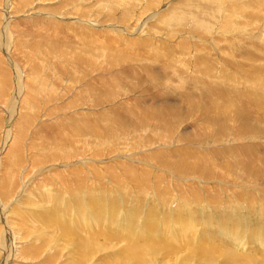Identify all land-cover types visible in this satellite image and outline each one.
Returning <instances> with one entry per match:
<instances>
[{"label":"bare ground","instance_id":"6f19581e","mask_svg":"<svg viewBox=\"0 0 264 264\" xmlns=\"http://www.w3.org/2000/svg\"><path fill=\"white\" fill-rule=\"evenodd\" d=\"M155 1L159 4L162 0H149L148 3L146 1L147 4L143 1L144 4L138 8L137 5L130 7L126 5L123 12L120 10L122 13L118 16L122 26H112V31L120 36L123 35L124 39V36H127L128 41L134 43L139 40L141 47L145 50L147 48L155 50L153 55L159 59L152 67L148 64L144 65V63L141 65L139 64L141 62L138 63V61L126 60L125 57L114 52L108 53V56L104 58L100 54H95L97 44L95 45V41L89 35L90 32L84 31L86 30L84 23H97L98 19L94 18L96 20L88 22L90 20L88 18L94 16L91 13L99 14L102 9L101 5H99L100 10L97 9L99 8L98 1L90 4L91 0H0V9H2L0 10V264H264V227L260 225L263 221L255 222L254 226L252 224L249 231L240 229L233 231L237 227L238 220L248 219L247 216L241 215L238 209L232 213V215L235 213L239 215L238 218L236 217L237 219H234L230 213L233 209L225 205L226 202L231 203L235 199L237 203L240 200L247 202V206L250 203L251 207L257 203L264 204V167H262L264 166V121L262 120L264 114L258 115L257 118L260 120L256 118L254 122L248 118L251 108H254L252 111L260 113L264 107L262 104L256 103H254L256 104L254 107L250 99L253 94L251 96L249 94L252 91L255 93V90L248 92L247 95L245 92V95L242 93L240 96L241 94H239L238 98L233 99L223 90H217L219 87L216 89L217 91L214 87L215 92L211 90V93L212 91L214 93L210 94L219 98V106L215 105L210 97L207 99L204 96L205 100L198 98L201 100L198 101L191 98L193 93L191 96L186 95L187 92L195 89L189 88L192 83L187 85L189 91H187L188 88L187 92L183 91L186 93L183 99L176 98L180 94L175 97L176 99L174 97L170 98L171 100L166 99L171 95L164 98L165 92L169 89L163 92L164 95L159 94V91L156 90L159 86L156 89L153 88L158 91L157 97L147 99V96L144 95L145 98L142 99L136 94L137 97L136 95L134 97L140 100L137 99L136 102L130 101L128 95L126 97L129 102H124L125 100L121 99L124 93L122 92L121 97L117 94L119 93L117 88L131 79L143 81L157 77L162 79L166 76L169 77L170 64L167 66L165 64L170 60L172 64V60H175L174 55H179L176 56V63L186 61L185 63L195 70L207 74L210 62L216 63L218 66L227 63V59L224 58L225 53H222L225 48H229L225 47L226 43L231 45V50L234 48V52H229V59H238L240 65H247L250 72L258 74L259 70L257 72L251 67L253 62L257 63L258 58H255L253 52L258 49H255L254 46L247 47L246 40H243L246 43L243 42L242 45L245 43L244 46L247 48L243 47L245 48L244 53L240 54L239 52L241 46L237 38L241 34L245 37L246 32L236 36L235 31L231 28V33L225 36L223 32L226 28L213 30L212 27H208L206 16H208L209 4L216 5L218 1H223L228 10L232 11V15L235 17L239 15L243 20H248V17H251L256 22V27L264 17V0H253L249 4L238 0H177L176 4H174L176 1L172 4L169 15L168 12L165 13L168 16L164 17L163 11L159 14L160 17H164L161 23L158 20L155 22L156 26L160 23L157 26L160 29L150 32L151 28H156V26L148 25L149 22H153L157 16L156 13H159L164 7L161 4V7L157 6ZM126 2L125 4L129 5L130 2ZM131 2H135V0H131ZM197 2L198 4H196ZM256 3H262L258 10L255 9ZM196 5L198 6L196 7ZM201 7L204 9L198 10L196 12L198 16H196L192 10ZM246 9L248 13L245 14ZM109 10L110 6L106 14H109ZM187 10L191 15L185 19V15L189 12ZM217 10L215 9V12ZM219 11L222 12L220 9ZM44 15L46 17H43ZM201 15L205 17L202 22ZM223 15L225 13L222 12V15H219L220 18ZM225 17L231 18L230 15ZM17 18L18 20H15ZM108 18L114 17L111 18L110 13ZM191 19L193 20L189 22ZM106 20H103V23ZM189 23L192 26H190V30L195 32L193 34L187 30ZM260 26H263L260 33L264 35V23ZM167 27H171L170 30ZM200 29L201 33H198ZM106 30L110 32L111 29ZM99 32L102 30L100 29L98 34ZM251 34L252 30L249 35ZM210 35H213L212 38ZM158 36L165 39L159 43L157 40L154 41L156 44L154 47L153 40L151 41L149 37L159 39ZM139 37L140 39H138ZM9 38H11V42H9ZM241 39H244L242 35ZM252 40L253 36H251V40H248V43H252ZM235 41H237L236 45H233L232 43ZM134 46L133 48H137V45ZM35 47L42 50L33 52ZM129 48L124 49L128 50ZM142 48L139 50L142 51ZM221 48L222 50H220ZM260 52L258 50L259 54ZM180 56L182 58H179ZM223 58L226 61H223ZM261 62L264 61L261 60ZM260 69L262 70V68ZM189 75L193 79L190 73ZM168 77L164 79H168ZM172 77L175 80L176 76ZM172 77L170 75L169 79ZM177 79L181 80V76ZM197 79L195 78V81ZM45 80H50L48 88L43 87ZM180 80L175 81V84ZM191 81L194 82V79ZM197 81H201L200 78ZM167 83L169 82L167 81ZM172 83L174 82L170 84ZM208 83L206 84L208 85ZM200 84L202 86V83ZM81 85L82 87H80ZM204 87L206 86L204 85ZM198 89L200 90V88ZM198 89L195 90L198 91ZM160 90L162 91V89ZM204 90L206 89L204 88ZM256 93L258 96V92ZM201 96L203 97V95ZM262 96L259 95L261 99ZM65 98H69L71 101L62 107L60 103L65 101ZM89 99H92V103L97 106L103 102L114 104L121 100L110 110L107 109L112 114L109 121L115 122L116 126L126 127L125 129L132 132L133 135L110 137L112 125H110L111 127L106 124L101 126V123H105L104 119L107 118L105 113L107 112L98 113L96 107L88 105L97 113L92 111L91 115L87 114L91 109L84 103L87 101L89 103ZM237 100L238 103H235ZM65 102L67 103V101ZM146 102L148 103L145 104ZM178 102H182L186 109L181 110ZM182 103L180 104L182 105ZM76 104L79 105V108L68 110ZM245 105H248L246 113ZM64 108L69 111V115L68 113L61 115L60 112ZM198 109L200 111H196ZM235 111V116L231 118ZM85 112L87 113L85 114ZM198 112H201V116L197 114ZM57 113H60L62 118L58 115L60 119H54L55 121L51 123L45 122L50 118L49 115L54 118L52 114ZM63 118L68 120V126H64L66 121ZM257 123L258 127L255 126ZM46 127L53 135L55 133L56 137L49 138ZM229 130H232V133H229ZM39 136H44V148L36 152L33 145ZM89 141L95 145H104V148L93 149ZM197 141L200 142L195 147H202V149L206 146L208 148L215 147L209 151L208 158L194 159L193 156L197 152L193 153L194 150L183 146L174 151L168 150L170 145L192 144ZM235 142L236 145H234ZM223 144L229 145V147L218 146ZM65 146L71 148V151H66L69 149H66ZM186 151L190 152L186 153ZM90 161L91 164L88 167L90 169H86L84 164H88ZM102 163L103 165L100 167L101 165L98 164ZM117 166L121 167L125 171V175H128L130 181L135 184L136 193L140 194L139 202L142 203L144 196L150 193L154 194L151 197L155 199L157 205L154 201V205L148 204L150 207L142 210L143 206L137 202L138 196L136 195V198L130 196L131 201L128 198L125 201L122 196L129 195V187L127 195L122 192L126 188L122 187V190L118 192L119 196H117L115 191L113 192L112 186H104L101 183L99 189L96 186L93 189L86 185L89 174L100 179L99 173L103 168L116 185L123 186L127 182L124 183L125 181L117 171ZM218 167L226 170L227 181H222L221 176H219L220 179L216 178V168ZM83 168L85 170H82ZM151 176H153L152 181L150 180ZM167 178L174 180L175 184L181 187L175 188L176 196L171 203L166 199L161 200L155 193H152L153 191L151 192L152 189H155L156 192L159 188L167 193L168 187L165 186ZM89 181L87 183L92 182ZM187 181L195 183L198 189L194 190L195 187L193 189ZM132 186L130 187L131 191H133ZM232 190L234 191L232 192ZM164 192L159 195L163 194L164 196ZM229 192L232 195L234 193L237 195L231 196ZM188 197L189 200H187ZM198 200L200 201L198 202ZM145 201V205L150 203L147 197ZM192 204L195 206L191 207ZM121 206L123 213L120 211ZM157 206L165 214L166 210H170V206L175 209L179 208H177L178 213L173 211V215L171 213L168 215L171 219H182L180 221L185 224L179 228L176 226V232L174 226L171 237L167 236L168 234L165 237L163 234L161 228L164 223L162 221V225L159 220L163 219L164 215L163 212H158ZM262 206L264 207V205ZM235 207H238V204ZM252 208L254 209V207ZM259 208L261 209V207ZM220 210L224 212V215L222 214L224 217H221ZM71 211H76L72 217ZM256 212L257 218L254 216L256 220L261 219L259 210ZM159 214L162 215L158 219ZM211 214H218V216L213 217L214 215ZM117 215H120V221L115 218ZM93 217H96L97 223L102 221V227L99 230L96 229L97 223H93ZM37 225L42 227L44 232H39ZM195 226L199 230L197 239L194 238L196 235ZM244 227L242 225L240 228ZM48 228L54 230V234H58V238L64 242L60 247L67 245H65L66 252L63 253V258L59 253L65 248L59 249L56 244L58 242L55 241L56 243L52 247L47 246V243L52 242H46L49 238H47L48 234L45 230ZM213 228L220 229L219 239L217 236L214 237V233L213 236L208 235V232L204 233L207 230L212 232ZM242 231L244 232L242 233ZM107 239H118L122 243L120 246L115 241L119 246L117 249H115L116 246L115 250L113 249L110 261L101 260L100 256H97L98 251L102 253V245H105L103 243L105 240L108 241ZM60 244L58 243V245ZM176 244L177 246L179 244L177 249L175 248ZM181 251L183 252L179 254ZM176 252L177 255L174 256V259L164 261L168 255H175ZM161 253L165 254L162 261L157 258V255Z\"/></svg>","mask_w":264,"mask_h":264},{"label":"rangeland","instance_id":"374dc122","mask_svg":"<svg viewBox=\"0 0 264 264\" xmlns=\"http://www.w3.org/2000/svg\"><path fill=\"white\" fill-rule=\"evenodd\" d=\"M92 1V3H90V4H94L96 1H98L99 2V4H98V6L99 5H101V7H102V9L100 10V6H99V8H97V9H99L100 11H99V14L98 13H91L92 15H94L93 17L92 16H90L88 19H90L88 22H91V20H96V19H98L96 22L98 23H93V24H89V23H84L85 25H84V28H85V26H86V30H84V31H86L87 33H89V35L93 38V40L95 41V45L97 44V47H96V49H95V54H100L101 56H103V58L104 57H106V56H108V53L109 54H111L112 52H114V53H117V54H120V55H122L123 57H125V59L126 60H131V61H138V63L139 62H141V63H139V64H141V65H143V63H144V65H146V64H148V65H150V66H152V67H154L155 65L154 64H156V61L159 59V58H156V56L155 55H153L154 53H155V50L154 49H150V50H152V52H150V50H149V48H147L146 50H145V48H142L141 47V44H140V41L139 40H137V42H131V41H128L129 39L127 38V36H124L125 37V39L127 38V41H125V39L122 37L123 35H119V34H117L116 32H114V31H112L113 29V27L112 26H114V25H118V26H122V22L121 21H119V19H118V16L123 12V10H124V7L126 8V5H127V7L129 6H136L137 8L140 6L141 7V5L142 4H147L148 3V1L149 0H146L147 1V3H146V1L145 0H141V2H138V0H135V2H131V0H91ZM123 1H127L126 3H129V5L128 4H125V2H123ZM129 1V2H128ZM133 1V0H132ZM143 1H144V3H143ZM169 1V2H168ZM174 1H176L175 3H174ZM178 1H180V0H178ZM239 2H247L246 4H249L250 3V1H253V0H238ZM156 2V1H155ZM172 2V3H171ZM124 3V4H123ZM134 3V5H132ZM157 3V2H156ZM176 4L177 3V0H162V1H160V3L158 4L157 3V6L159 5L160 6V4L162 5V6H164L161 10H160V12L158 13L157 11V16H156V18H154L153 20V22H149V24L148 25H151L152 26V24H153V26H156V24H155V22L158 20V22H160L161 23V21H162V19H164V17L167 15V14H165V13H167L168 12V15H169V11H170V9H171V7H172V4ZM196 4H198V2L196 3ZM224 4H226V3H224L223 1L222 2H220V1H218V3L216 4V5H213V4H209V9H208V16H206V21H207V25H209L208 27H212L213 28V30L215 29V28H219V29H225V31L223 32V33H225L224 35L226 36V35H228V33H231V30L233 29V31H235V35L236 36H239L241 33H243V32H246L244 35H245V37L243 36V34H241L242 35V37L244 38V39H241V35H240V37H238L239 39H241V40H239L238 38H237V41H238V43H239V45L241 46V49H240V54L241 53H244L245 52V48H247V47H249V46H254L255 47V49L257 48L259 51H261L262 52V54H264V35H263V33H260V30L261 29H263L260 25L261 24H263L264 23V17H263V20L262 21H260L259 22V25L258 26H256L255 27V25H256V22L254 21V20H252L253 18H251V17H248V20L247 19H245V20H243V19H241L240 18V16L239 15H237L238 17H235L234 15H232V11L230 12L229 10H228V8L226 7L227 5H224ZM261 4L262 3H256L255 5H256V7H255V9H257L258 10V8L261 6ZM110 6V12H109V14H106V11H107V9H108V7ZM145 6V5H144ZM198 5H196V7H197ZM118 7V8H117ZM122 7V8H121ZM161 7V6H160ZM195 7V8H196ZM223 7H225V8H223ZM204 9V7H201V8H199V9H194V10H196V11H194V10H192L193 11V13H196L198 10H201V9ZM96 9V10H97ZM215 9H218L216 12H215ZM219 9L223 12V13H225V15H223V17H221L220 18V16L219 15H222V12H220L219 11ZM0 10H2V9H0ZM122 12H121V11ZM163 11V14L162 15H164V17L162 18V17H160L159 16V14L161 13ZM187 11H189V10H187ZM250 11V10H249ZM207 12V11H206ZM110 13H111V18L112 17H114V18H112V19H110V18H108V15H110ZM114 13V14H113ZM190 13V11L188 12V14H186L185 15V19H188L187 18V16L188 15H191V14H189ZM199 13H201V12H199ZM236 13V12H235ZM246 13H248V11H247V9L245 10V14ZM98 14V15H97ZM116 17H115V16ZM161 15V16H162ZM167 15V16H168ZM226 15H230V17L231 18H227V17H225ZM96 16V17H95ZM196 16H198L197 15V13H196ZM43 17H46L45 15L43 16ZM42 17V18H43ZM98 17V18H97ZM102 17V18H101ZM105 17V18H104ZM201 22H202V20L203 19H205V17L204 16H202L201 15ZM49 18H52V17H49ZM93 18V19H92ZM94 18H96V19H94ZM106 19H109V20H106ZM160 19V20H159ZM184 19V20H185ZM222 19H223V21H222ZM15 20H18V18L17 19H15ZM103 20H106V21H104V23H103ZM114 20V21H113ZM193 19H191L189 22H191ZM232 20V21H231ZM14 21V20H13ZM226 22V23H225ZM160 23H158L157 24V26L158 25H160ZM248 23V24H247ZM255 23V24H254ZM104 24H105V26H104ZM108 24V25H107ZM109 24H110V26H109ZM155 24V25H154ZM238 24V25H237ZM93 25V26H92ZM211 25V26H210ZM237 25V26H236ZM102 26H103V28L105 29H103L102 28ZM156 26V28L155 27H152L151 28V31L150 32H154V31H157V30H159L160 28L159 27H157ZM171 26V25H170ZM188 29L187 30H190V28L192 27L191 26V23H189L188 25ZM191 26V27H190ZM231 26V27H230ZM92 27H93V29H94V31H93V29H92ZM229 27V28H228ZM243 27V28H242ZM89 28V29H88ZM96 28V29H95ZM102 30V32H99V34H98V31H100V29ZM159 28V29H158ZM162 29H164V27H161ZM170 28L171 27H167V29L168 30H170ZM232 28V29H231ZM240 28H241V30H240ZM10 29H11V27H10ZM106 29H111V30H109L110 32H108ZM219 29H218V32H219ZM236 29V30H235ZM242 29H245V30H243L242 31ZM89 32H88V31ZM96 30H97V32H96ZM104 30V31H103ZM208 30L210 31V29L208 28ZM240 30V31H239ZM250 30H252V34L251 35H249V33H250ZM255 30H257V31H255ZM11 31H13V29H11ZM80 31V30H79ZM198 31V30H197ZM236 31H237V33H236ZM253 31H255L254 33H253ZM104 32V33H103ZM111 32H114V33H111ZM191 34H193V33H195V32H192L191 30L189 31ZM101 33V34H100ZM116 33V34H115ZM198 33H201V29L198 31ZM210 33V32H209ZM222 33V32H221ZM111 34V35H110ZM156 34V33H155ZM248 34V35H247ZM258 34H260V35H258ZM101 35V36H100ZM117 35H119V36H117ZM160 35V34H159ZM98 36H100V37H98ZM155 36V35H154ZM212 36L213 35H210V37L212 38ZM224 36V37H225ZM247 36V37H246ZM249 36V37H248ZM251 36H253V42L252 43H248V40H251ZM255 36H257L256 38H255ZM103 37V38H102ZM121 37H122V39H121ZM129 37V36H128ZM141 37V36H140ZM140 37L138 38V39H140ZM159 37V36H158ZM183 37H186V39L188 38L187 36H183ZM260 38V40H259V38ZM114 38V39H113ZM150 38V40L152 41V44H154L155 42L154 41H156L157 40V42L159 43V41H163V39H165V38H160L159 37V39L157 38V37H149ZM151 38H155V39H151ZM246 38V39H245ZM96 39V40H95ZM124 39V40H123ZM258 39V41H255V40H257ZM10 40V41H9ZM9 42H11V38H9ZM243 40H246V42L245 41H243ZM123 41H125L124 43H123ZM138 41H139V44H138ZM237 41H235V42H233L232 44L233 45H236V42ZM103 42V43H102ZM127 42V43H126ZM156 42V43H157ZM243 42H245L246 43V46L247 47H245L244 45H245V43H244V45H242L243 44ZM258 44H257V43ZM260 42H261V44H260ZM263 42V43H262ZM102 43V45H100ZM113 43H115V44H113ZM125 43L127 44V46L125 45ZM104 44V45H103ZM137 45V48L135 47V48H133V45ZM220 44V43H219ZM223 44V43H222ZM248 44V45H247ZM106 45V46H105ZM117 45V46H116ZM225 45V47H229L228 49H224L223 51H222V53L224 54V58H226L227 59V63H224L225 65H220V66H218L216 63H209V72L207 71V74L205 75L204 73H201V72H199V71H197V70H195L193 67H191V66H189L188 64H186L185 62L186 61H184V62H181V63H176V56L178 57L179 55H174L175 56V60L173 59L172 61V64H171V60L169 61V63L167 64H165L166 66L167 65H169L170 64V66H169V68H168V71H169V77H170V75H171V77L172 76H176V78H180V76H181V80H180V82H177L176 84H175V81H179L178 79L176 80V78H175V80H173L174 78L172 77V78H170V79H172L171 81H170V79H169V77L168 76H166V77H163V79L161 78V77H157V78H151V79H147V80H141V79H138V80H140V81H138L137 79H131V80H128V81H125V82H127V83H124V84H122L121 86H119L117 89L119 90V93H117L118 95H119V97H121L120 95L122 94V92L124 93V95H125V97H124V95L122 94V101H124V102H129V100L130 101H132V102H134L135 100L136 101H138L139 100V98H141L142 97V99L143 98H145L146 96V98L148 99V98H154V97H157L156 95H159L160 93L161 94H167L168 92V94L166 95H164L163 97L164 98H166L168 95H171V96H168L166 99H169V100H171V99H173V97H174V99H180L179 97H181V99H183L186 95H190L191 96V93H193L192 94V96H191V98H193L194 100H198V101H201V100H199V99H201L202 98V100H205V98H207V99H209V97L211 98V101L213 100V102L215 103V105H217V106H219L220 105V102L218 101L219 100V98H216L214 95H211L212 93H214L215 92V90L217 89V90H223L227 95H229V96H232V97H230V98H233V99H236V98H238V96H239V94H241L240 96H242V93L244 94V92H245V94L247 95V93L248 92H250V91H252L253 89L255 90V93L256 92H258V96H256L257 95V93L255 94L253 91V93L252 92H250V94H249V96H251L252 94V96L250 97V99H251V101L253 102V104L254 103H256V104H262L263 106H264V81H261V79H264V62H261V60L262 61H264V55H262L261 54V52H260V54L258 53V50H255V51H257V52H253V55H254V53H255V58H258L257 59V63H255V62H253V64H252V66L251 67H253L254 69H256L257 70V72H258V70H259V72H258V74H253L252 72H250L251 70H250V68L249 67H246L247 65H244V66H242V65H240V61L238 60V59H229V57H230V53L229 52H234L233 51V49L234 48H232V50L230 49V47H231V45L230 44H228V43H226V44H224ZM258 45V46H257ZM260 45H261V47H260ZM118 46H120L119 48H118ZM123 48H122V47ZM130 48H129V47ZM132 46V47H131ZM219 46V45H218ZM257 46V47H256ZM100 48V50H99V48ZM116 47V48H115ZM129 48L128 50H126V49H124V48ZM138 47H141L142 48V51H140L139 49H141V48H138ZM154 47H156V44H154ZM243 47H245V48H243ZM259 47V48H258ZM120 48H122V49H120ZM224 48V47H223ZM261 48V49H260ZM102 49V50H101ZM105 49V50H104ZM110 49V50H109ZM135 49V50H134ZM137 49V50H136ZM236 49V48H235ZM35 50H37V52L39 51H41L42 49H40L39 47H35L34 49H33V52L35 51ZM125 50V51H124ZM131 50V51H130ZM220 50H222V48L220 49ZM227 50V51H226ZM105 51V52H104ZM139 51V52H138ZM111 52V53H110ZM105 53V54H104ZM258 53V55L256 56V54ZM239 54V55H240ZM129 58H128V57ZM150 56H152V57H150ZM155 56V57H154ZM218 56H220V55H218ZM263 57V58H262ZM102 57H101V59H103ZM153 58V59H152ZM179 58H182L181 56L179 57ZM222 59L223 61H226L225 59ZM234 58V57H233ZM260 58V59H259ZM100 59V60H101ZM154 62H152L151 60ZM156 59V60H155ZM229 59V60H228ZM143 60V61H142ZM144 60H145V62H144ZM150 60V61H149ZM233 60V61H235V62H231V61ZM149 61V62H148ZM259 62H260V64H259ZM220 63V62H219ZM152 64V65H151ZM176 64V65H175ZM262 64V65H261ZM173 65V66H172ZM174 65H175V67H174ZM188 65V66H187ZM179 66V67H178ZM222 66V67H221ZM171 68H173L174 70L172 71V69ZM226 68V69H225ZM260 68H262V70L260 69ZM190 69V70H189ZM178 70V71H177ZM184 70V71H183ZM171 71V72H170ZM180 71V72H179ZM262 71V72H261ZM176 72H179V74H182V75H179L178 73L176 74ZM194 72V73H193ZM196 72H197V74H196ZM189 73L193 76V79H194V82L193 81H191V80H193V79H191V76L189 75ZM199 73H201V74H199ZM225 73V74H224ZM209 74V75H208ZM183 75H185V76H183ZM189 75V76H188ZM199 75V76H198ZM201 76V77H200ZM208 76H209V78H208ZM225 76V77H224ZM227 76V77H226ZM229 76H231V77H229ZM259 76H261L260 78H259ZM263 76V77H262ZM168 77V79H164V78H167ZM183 77V78H182ZM190 77V78H189ZM205 77H207V78H205ZM219 77H220V79H219ZM187 78V79H186ZM195 78L197 79V80H199V78H200V80L201 81H195ZM159 79H162L161 81H157V80H159ZM184 81H183V80ZM211 79V80H210ZM148 80H149V82H148ZM169 82V83H167V81ZM188 80V81H187ZM204 80H206V81H204ZM155 81V82H154ZM157 81V82H156ZM191 81V82H190ZM221 81V82H220ZM49 82H50V80H45V81H43V83H44V85H43V87H46V88H48L49 87ZM132 84H131V83ZM140 82H142V83H140ZM150 82H152V84H150ZM158 82H160V83H158ZM171 82H174V83H172V84H170ZM182 82H183V84H182ZM186 82V83H185ZM202 83V86H201V84L200 83ZM208 83V85L206 84V83ZM135 83V84H134ZM154 83V84H153ZM157 83V84H156ZM167 83V84H166ZM181 83V84H180ZM185 83V84H184ZM188 83V84H187ZM190 83H192L191 85H190ZM197 83V84H196ZM205 83V84H204ZM232 83V84H231ZM259 83V84H258ZM125 84H126V86H125ZM131 84V85H130ZM142 84H144V85H142ZM170 84V85H169ZM174 84H175V87H174ZM181 86H180V85ZM194 84V85H193ZM195 84H196V87H195ZM243 84V85H242ZM135 85H137L138 86V88H137V86H135ZM150 85V86H149ZM166 85V86H165ZM187 85L189 86V88L191 89V87L192 88H195L196 90L198 89V88H200V90L198 89V91H196L195 89H192V90H194V91H192V90H190L191 92H187V91H189V88L187 87ZM194 87H193V86ZM204 85L206 86V87H204ZM236 85V87H234ZM251 85L253 86L252 88H251ZM258 85V86H257ZM140 86V87H139ZM142 86V87H141ZM155 86V87H154ZM157 86H159L158 88H157ZM168 86H169V88H168ZM199 86V87H198ZM238 86V87H237ZM246 86V87H245ZM80 87H82V85L80 86ZM123 87H125V88H123ZM126 87H129L130 89H126ZM136 87V88H135ZM161 87V88H160ZM166 87V88H165ZM184 87V88H183ZM186 87V88H185ZM198 87V88H197ZM214 87H215V90H213L214 89ZM242 87V88H241ZM243 87H245V88H243ZM132 88V89H131ZM153 88L154 89H156V90H158L159 91V94L157 93L158 91H156V90H153ZM162 89V91L160 90V89ZM172 88V89H171ZM188 88V90L186 91V89ZM204 88L206 89V90H204ZM208 88V89H207ZM142 89H143V91H142ZM146 89V90H145ZM169 89V90H168ZM244 91H243V90ZM130 90H131V92H130ZM151 90H152V92H151ZM168 90V91H167ZM172 90V91H171ZM185 90V91H184ZM211 90H213L212 91V93H211ZM216 90V91H217ZM220 90V91H221ZM249 90V91H248ZM139 91V92H138ZM142 91V92H141ZM155 91V92H154ZM161 91V92H160ZM164 91H167V92H165V93H163ZM187 92V94L186 93H184V92ZM260 91V92H259ZM121 92V93H120ZM128 92V93H127ZM130 92V93H129ZM197 92L198 93V96H197V93H196V96H195V93ZM131 93H132V95H131ZM142 93H144V94H142ZM150 93V94H149ZM152 93H154V94H152ZM189 93V94H188ZM200 93V94H199ZM202 93V94H201ZM204 93V94H203ZM206 93V94H205ZM211 93V94H210ZM139 95V98H137L136 99V97H137V95ZM141 94V95H140ZM147 94V95H146ZM180 94V96H178ZM186 94V95H185ZM208 94V95H207ZM210 94V95H209ZM244 94V95H245ZM130 96L129 98V100H128V96ZM136 95V97H134ZM144 95H145V97H144ZM154 95V96H153ZM201 95H203V97L201 96ZM243 95V96H244ZM259 95H263L262 96V99H261V97H259ZM127 96V97H126ZM141 96V97H140ZM149 96V97H148ZM176 96H178V97H176ZM201 96V97H200ZM204 96H205V98H204ZM135 99H134V98ZM176 97V98H175ZM70 98V97H69ZM69 98H65V101H67V103L63 100V102H61L60 104H62L61 106L63 107V106H66L67 104H68V102H70L71 100L69 99ZM123 98H125V99H123ZM171 98V99H170ZM199 98V99H198ZM241 98V97H240ZM254 98V99H253ZM257 98V99H256ZM95 99V98H94ZM93 99V101H95ZM134 99V100H133ZM206 99V100H207ZM256 99V100H255ZM90 100V102L88 103V101L87 102H85L84 103V105H90V106H92V107H96V110H98L97 112L99 113H104V111H106L107 113H105L106 115H107V118L106 119H104L105 120V123H101V126L103 125V124H106L107 126L109 125V127H111L110 125H112V127H111V131H112V134L110 135V137L112 136V138H116V136H118V135H125V136H130V135H133V133L132 132H130V131H128L127 129H125L126 127H124V126H116L117 124L115 123V122H112V121H109L110 119L109 118H111L112 117V114H111V112L109 111L110 110V108H112V107H114L115 105H117L118 104V102H120L121 100H119V101H117L116 103H114V104H110L109 102H103L102 104H100V105H96V104H94V103H92V99H89ZM97 100V99H96ZM255 100V101H254ZM263 100V101H262ZM135 101V102H136ZM140 101V100H139ZM149 102V101H148ZM148 102H146L145 104H147ZM261 102V103H260ZM180 103H182V102H178V105H179V107H180V109L182 110H185L186 109V107L185 106H183L184 104L182 103V105L180 104ZM235 103H238V100L235 102ZM59 104V105H60ZM256 104H254V107H255V105ZM57 105V104H56ZM262 105H260V106H262ZM60 106V107H61ZM262 106V107H263ZM76 107V108H75ZM105 107H107L106 109H105ZM185 107V108H184ZM77 108H79V105L78 104H76V105H74V106H72V107H70V108H68V110H70V111H72V110H75V109H77ZM88 108H90L89 106H88ZM91 109V108H90ZM107 109H109V110H107ZM247 109H248V105H245L244 106V111H245V113L247 112ZM66 110V108H64V110L62 111V112H60L61 113V115L63 114L64 115V113L66 114V113H68V115H69V111H65ZM89 110V109H88ZM252 110H254V108H251L250 109V114L248 115L249 117L248 118H251L250 120H252L253 122L256 120V118L258 117V115H261V114H264V107H263V109L262 110H260L261 112L260 113H257L256 111H252ZM92 111L94 112L95 111V109H91V111L90 112H85V114L87 113V114H90L91 115V113H92ZM101 111H103V112H101ZM196 111H200V109H198V110H196ZM97 112H94V113H97ZM60 113L58 114H52V116H54V118H52L51 117V115H49V117L50 118H48V120H46L45 122H48V123H51V122H53V121H55V120H57V119H60L59 117L61 116L60 115ZM83 113V112H82ZM109 113H110V115H109ZM198 115H200L201 116V112H198L197 113ZM235 114H236V111L234 112V114H233V116H231V118H233L234 116H235ZM58 115H60V116H58ZM67 115V116H68ZM55 117H57V118H55ZM61 118H62V116H61ZM55 119V120H54ZM257 119H259V118H257ZM63 120H64V118H63ZM107 120V121H106ZM112 120V119H111ZM249 120V121H250ZM260 120V119H259ZM263 121H264V119H262ZM64 121H66V125L64 124V126H68L67 125V122H68V120L66 119V120H64ZM112 122V123H111ZM188 122V121H187ZM186 122V123H187ZM186 123H185V125H186ZM69 124H70V121H69ZM182 125H184V124H182ZM181 125V126H182ZM258 123L257 124H255V126H257L258 127ZM100 126V127H101ZM113 127H115V128H113ZM123 127V128H122ZM215 128H216V126H214ZM117 128V129H116ZM118 128H120V129H118ZM140 128V127H139ZM102 129V128H101ZM100 129V130H101ZM113 129V130H112ZM46 130H47V127H46ZM121 130V131H120ZM117 132V133H116ZM66 133H68V131H66ZM229 133H232V130H229ZM47 135H48V137L50 138H54V137H56V135H55V133H54V135L51 133V132H49L48 130H47ZM88 136V135H87ZM108 136V135H107ZM101 137H103V135L101 134ZM109 137V136H108ZM96 138H99V137H96ZM38 140H35V144L33 145L34 147V149H36V152H39L40 150H42L43 148H44V143H43V139H44V136H39L38 138H37ZM53 140H55L56 141V139H53ZM108 140H110V138H108ZM62 142H64V141H62ZM90 142V141H89ZM200 142V141H199ZM198 141L197 142H194V143H189V144H185L184 145V143L183 144H179V145H177V146H179V147H177V146H173V145H170V149H168L169 151H174L175 149H181L182 148V146L183 147H185V148H190V150H194L193 151V153L195 152H197L196 154H194V156H193V158L195 159V158H197V159H199L200 157H202V158H208V154H209V151L210 150H212V148H208L207 146H206V148H203L202 149V147L200 148V147H198V146H196L195 147V145H197V143H199ZM251 142V141H250ZM91 144H92V148L93 149H95V148H104L103 146L104 145H95L94 143H92V142H90ZM97 144V143H96ZM164 144H165V142H164ZM237 143L235 142L234 143V145H236ZM256 144V143H255ZM226 144H223V145H218V146H220V147H223L224 146V148L225 147H229V145H227V146H225ZM195 147V149H193L194 147ZM66 147V149H69V147H67V146H65ZM157 147V146H156ZM181 147V148H180ZM87 148V147H86ZM159 148H160V146H159ZM192 148V149H191ZM215 148V147H214ZM213 148V149H214ZM71 149V148H70ZM66 150V151H71V150ZM184 149V148H183ZM201 149V150H200ZM200 152H199V151ZM205 150V151H204ZM203 151V152H202ZM190 151H186V153H189ZM193 153H192V155H193ZM173 157V156H172ZM174 158V157H173ZM201 159V158H200ZM100 161H103V160H100ZM112 162V161H111ZM89 164H91V161L88 163V164H84V167L86 168V169H90V168H88L89 167ZM98 165H101L100 167H102V165H103V163L102 164H98ZM87 166V167H86ZM262 167H264V166H262ZM85 168H83L82 170H85ZM220 169V170H219ZM91 171V170H90ZM117 171H118V173L122 176V178H123V181H125L124 183H126V184H123V186H118V185H116L115 183H114V181L112 180V179H110V177H109V175L107 174V172L105 171V169H101V172L99 173V175H101L100 176V179H97V178H94V177H92L90 174H89V177L87 178V182H90L89 180H91L92 182L91 183H87L86 182V185L89 187H93V189H95V186H96V188L97 189H99L100 187H101V183L104 185V186H112L113 188H114V190H113V192L117 195V196H119L118 194V192H120V190H122V187L123 188H126V189H124V191H122L123 193H125V195H127V188L129 187V195H127V196H122L123 197V199H125V201L126 200H128L129 199V201H131V199L133 198V197H135V195L136 196H138V203L139 204H142V210L145 208V210L147 209V207H150V206H152V205H154L153 203H154V201H155V199L154 198H152L151 196H153L154 194H146V196H144V198H143V200L145 201V198L147 197L150 201V203H147L146 205H145V202L144 201H142V203L141 202H139L140 200H139V197H140V194H137L136 192H137V188H136V186H135V184L132 182V181H130L131 179L128 177V175H125L126 173H125V171L121 168V167H119V166H117ZM106 174V176H103L104 174ZM222 173V174H221ZM216 174H217V176H216V178H218V179H220L221 178V180L222 181H227V173H226V170L224 169V168H221V167H218V168H216ZM219 174V175H218ZM224 174V175H223ZM226 174V175H225ZM196 176V175H195ZM219 176H221L220 178H219ZM224 176V177H223ZM105 177V178H104ZM197 177H198V175H197ZM200 177V176H199ZM215 178V180H217ZM103 179V180H102ZM108 179H110V180H108ZM152 179H153V176H151V178H150V180L152 181ZM168 179V178H167ZM166 179V183H165V186H167L168 187V194L166 193V192H164L162 189H159V188H157L158 190H156V192L158 193V195H157V193L154 191L155 189H152L151 190V192L152 193H155L156 194V196L158 197V198H160L161 200H165L166 199V201H169L170 203H171V201L172 200H174V198H175V194H176V189L175 188H178V187H180L179 185L177 186L176 184H175V181L174 180H171V179H168L167 180ZM99 180V181H98ZM102 181V182H101ZM105 181V182H104ZM110 181V182H109ZM169 181V182H168ZM192 181H194L193 179H192ZM190 182V181H187L189 184H191V187L194 189V187H195V189L194 190H196V189H198L197 188V185L195 184V183H193V182ZM98 182V183H97ZM108 182V184H106ZM131 182V183H130ZM95 183V184H94ZM97 183V184H96ZM192 183L194 184L193 186H192ZM91 184H93V185H91ZM130 184H134L133 186L132 185H130ZM168 184H172L171 186L170 185H168ZM174 184V185H173ZM115 185V186H114ZM126 185H128V186H126ZM98 186V187H97ZM132 186V189H133V191H131V187ZM170 186V187H169ZM210 186H211V184H210ZM153 188V187H152ZM181 188V187H180ZM229 189V188H228ZM258 189V188H257ZM136 190V191H135ZM172 190V191H171ZM159 191V192H158ZM231 191V190H230ZM234 190H232V192H233ZM162 192H164V196H163V194L162 195H159V194H161ZM136 193V194H135ZM231 192H229V195H231V196H234V195H237V194H235L234 193V195H232V194H230ZM167 194V195H166ZM132 198H131V197ZM161 196H162V198H161ZM170 196V197H169ZM172 196V197H171ZM130 197V198H129ZM151 197V198H150ZM155 197V196H154ZM164 197V198H163ZM128 198V199H127ZM136 198V197H135ZM167 198H169V199H167ZM96 199V198H95ZM151 199H154V200H151ZM190 198L188 197L187 198V200H189ZM97 200V199H96ZM97 201H99V200H97ZM200 200H198V202H199ZM239 201V200H238ZM173 202V201H172ZM235 202V203H234ZM137 203V205H139ZM152 203V204H151ZM203 203H205V202H203ZM212 203H214V202H212ZM228 202H226V206L227 207H229V208H231V209H233V210H231V215H232V213H234L233 211H235L236 209H238V212L242 215H245V216H247V219L248 220H243V219H241V221L240 220H238L237 221V223H236V225H237V227H236V229L235 230H233V231H236L237 229L239 230H245V231H249V230H251V228H252V224H253V226L258 222V221H263V223H260V225L262 226L263 225V227H264V207L262 206V205H264L263 203H257V204H255V205H253L252 207H254V209L251 207V204L249 203V205H250V207H249V205L247 206V202H245V201H243L242 202V200H240L239 201V203H237V200L235 199V201H232L231 203H228ZM243 203H245L244 205L245 206H247V207H245L244 205H242ZM150 206H149V205ZM167 204H169V203H167ZM173 204V203H172ZM224 204V203H223ZM229 204H231V206H229ZM237 204H238V207H235V206H237ZM259 204V205H258ZM155 205H157L156 204V201H155ZM233 205V206H232ZM13 206V205H12ZM193 206H195V205H191V207H193ZM223 206V205H222ZM222 206H220V207H222ZM256 206V207H255ZM156 207V206H155ZM158 207V206H157ZM167 207H169V205H167ZM249 207V208H248ZM259 207H261V209L259 208ZM121 208H122V206H121ZM178 208V207H177ZM175 209V208H173L172 206H170V210H166V214H165V212H163V210L160 208V207H158V212H160V213H162L163 215H164V220L163 219H160L159 220V222L160 223H162V221H163V223H164V225H163V223H162V227L163 228H161L162 230H163V234H164V236L165 237H167V236H170L171 237V234L174 232V229H173V227L175 226V232H176V226L179 228L180 226L182 227L184 224H183V221L181 222L180 220H182V219H178V220H175V219H171L170 217H169V215H173V211L174 212H176V213H178V209ZM223 208V207H222ZM248 208V209H247ZM259 208V209H258ZM173 209H175V210H173ZM228 209V208H227ZM251 209V212H249V210ZM123 208L122 209H120V211H121V213H123ZM230 210V209H229ZM259 210V213H260V215H261V217L263 218V220H262V218L261 219H258V220H256V218H257V216H256V214H257V212L256 211H258ZM262 210V211H261ZM244 213H243V212ZM249 213H248V212ZM256 213H255V212ZM76 212V211H75ZM74 211H71V217L74 215V213H75ZM219 212V211H218ZM253 212V213H252ZM171 213V214H170ZM162 214H159L158 215V219H159V216H160V218H161V215ZM169 214V215H168ZM224 215V212H221V210H220V215H221V217H224L223 215ZM236 214V213H235ZM232 215L233 216V218L234 219H237L238 217H239V215L238 214H236V215ZM248 214V215H247ZM166 215V216H165ZM185 215V214H184ZM213 217H216V216H218V214L217 215H215V214H211ZM238 215V216H237ZM253 215V216H252ZM253 217V218H251V217ZM256 218H255V217ZM259 216V215H258ZM237 217V218H236ZM115 218H117V220L118 221H120V215H117V216H115ZM170 218V219H169ZM91 219H92V217H91ZM166 219H169L168 221L166 220ZM166 220V221H165ZM173 220H175L174 222H173ZM97 223V220H96V217H93V223ZM179 222H180V224H179ZM244 224H243V223ZM256 222V223H255ZM168 223H170V224H167ZM179 225H177V224ZM182 223V224H181ZM176 224V225H175ZM198 224V223H197ZM197 224H195V225H197ZM247 224H248V226H247ZM102 221L101 222H98L97 223V226H96V229L97 230H99L102 226ZM171 227H170V226ZM242 225H244L245 227L242 229V228H240ZM168 226V227H167ZM240 226V227H239ZM159 227H160V225H159ZM196 227V226H195ZM35 228V227H34ZM37 228L39 229V232L41 231V232H44V229H42V227L40 228L39 227V225H37ZM36 229V228H35ZM38 229H37V231H38ZM42 229V230H41ZM80 230V229H79ZM211 230H216L215 232H210V230H207L206 232H204V233H206L207 234V232H208V235H211V236H213L214 235V237H216L217 236V238H218V236H219V233H221V231H220V229H215V228H213V229H211ZM45 231H47L46 233L49 235H47V238H49V239H47L46 240V242L47 241H52L51 243H47V246L48 247H52V246H54L55 245V243L56 242H58V243H61L60 245H58V243H56L57 244V247L59 248V249H61V248H65V250L63 251V250H61L60 251V253H59V255L61 256V258H63V256L62 255H64L63 253L64 252H66V246L65 245H63L62 247H60L62 244H64V242H62V239L60 238H58V234H54L55 233V231L54 230H51L50 228H48V230H45ZM179 231V230H178ZM196 235H195V239H197L198 237H199V230H197V227H196ZM51 232V233H50ZM244 231H242V233H243ZM214 233V234H213ZM216 233H217V235H216ZM53 234V236H51ZM168 234V235H167ZM213 234V235H212ZM167 235V236H166ZM29 236V235H28ZM55 236V237H54ZM31 237V236H30ZM53 237V238H52ZM39 240H40V237L38 238ZM100 239V238H99ZM219 239V238H218ZM108 241H106L105 240V242L103 243V244H105V245H102V248L103 249H101V250H103L102 251V253H101V251H98L97 252V256H100V258H101V260H108V261H110L111 260V258L110 257H112V251H114L115 249H117V247L120 245H122V243L121 242H119V240L118 239H107ZM183 241H184V239H182ZM56 241V242H55ZM115 241H117V243L119 244H117ZM115 242V243H114ZM110 244H112V245H110ZM49 245H51V246H49ZM108 247H107V246ZM65 246V247H64ZM105 246V247H104ZM115 246H116V248H115ZM175 246V245H174ZM176 246H177V244H176ZM178 246H179V244H178ZM178 246L177 247H175L176 249L178 248ZM115 248V249H114ZM105 249V250H104ZM114 249V250H113ZM109 252H108V251ZM51 251V250H50ZM52 252V251H51ZM106 252H108V253H106ZM175 252V251H174ZM173 252V253H174ZM183 251H181V252H179V254H181ZM245 252V251H244ZM105 253V254H104ZM162 254L163 253H161V254H158L157 255V258L160 260V261H162V258L165 256V254H163V256H162ZM104 255V256H103ZM113 255H114V253H113ZM177 255V252H176V254L174 255V254H171V255H168V256H171V257H166L165 259H164V261L165 260H171V258H175L174 256H176ZM108 256V257H107ZM106 257V258H105ZM160 257V258H159ZM109 258V259H108ZM167 258H169V259H167ZM163 261V262H164ZM171 262V261H170ZM171 264V263H170Z\"/></svg>","mask_w":264,"mask_h":264}]
</instances>
